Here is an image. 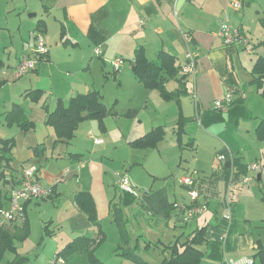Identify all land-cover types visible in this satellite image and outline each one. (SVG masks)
<instances>
[{
  "label": "crops",
  "instance_id": "1",
  "mask_svg": "<svg viewBox=\"0 0 264 264\" xmlns=\"http://www.w3.org/2000/svg\"><path fill=\"white\" fill-rule=\"evenodd\" d=\"M231 1L236 2L237 0H9L8 4L11 3L10 8H12L10 10V15L14 17L17 16L19 18V24L17 25L18 27L16 30L19 32L18 36L20 40L23 39L22 33L20 32L22 25L24 27L28 26L26 30L27 35L32 30L30 28L32 23H28L27 21L25 22V19H21V14L23 12L28 14L30 18H33V25H35L33 33L36 34L40 31L45 39L46 45L48 46V54L45 57L46 62L48 63L47 66L49 68H53L60 60L64 59L60 57V53H65L67 55L65 58L71 59L72 61V64L65 69V72L69 73L65 76L72 80V76L75 75L73 81L74 83L69 85V89L66 87L67 91L64 94L63 92H59V97L56 99L53 108L45 106L46 113L44 121L47 113L52 112L55 109L58 101L67 105L71 98L91 91L99 92L102 95V100L104 99V94H102L103 88L95 86V80H93V78H87L84 75L81 78L78 75L79 70L73 72V69L78 64L84 65L87 63L89 67L94 64H100V71H102L104 79L103 83L105 84L106 78H108L106 72V63H108L107 60L112 61L119 58L125 62V64H128V66H122L121 69L119 68V71H117L118 73L115 75V81H118L120 85L123 84L124 81L129 78V75L133 73L132 63L138 51H141L148 61L156 64L159 63V53L164 52L174 58V66L179 69L174 78L164 75L167 78L164 81L163 86L165 90L173 96L170 100H165L158 90L146 89L137 80L141 87L135 88L134 93H137L138 98L142 97V99H144V102H142L144 103V106L128 107L122 112V110L115 108V104H112L111 107H107L104 104L108 109V113L102 119V122L99 123L97 120H85L81 122L75 131L74 137L68 145H54V141L56 139L55 134L53 129L49 127L51 131H48V135L53 137L52 147L48 148L45 140L40 136L35 135V137L27 141L28 155L26 159L19 158L22 160L19 165L13 164V161L18 158V155L14 152L13 148V161L10 166L13 170L11 173L15 181L21 180V171L25 160H38L33 155L34 147H39L41 154L38 163L41 164V162L53 160L52 162L50 161V163H54L55 165L54 170H52L49 167L47 168L45 165L41 168V165L37 164L39 168V181L42 186L45 189L50 190L51 193L44 199L41 198L37 201L28 203L26 205V214L27 209L32 204L39 205V203L46 200L54 202L64 197L67 191L66 185L68 183H72L74 185L70 193L71 198L65 197L67 201L63 204V206H59L58 208L56 207L55 212L57 214L59 213L60 217L66 218L70 222L78 219L79 222L82 223L83 228L76 229L79 230L76 231L78 232L77 236L83 235L96 239L99 237L98 231L101 230L104 233L97 214L96 216L98 224L101 228L100 230L97 226L89 222L86 216L78 210L76 197L79 193H88V195L92 198L95 210L97 209L96 199L92 190V183L96 171V162L99 158L97 155L94 158L92 156L96 150L101 156L106 155V134H108L111 129L116 128L115 130H117L122 137V144L130 148L132 147L129 145V142L144 137L158 127L163 129L164 137L162 141L157 144V147L164 141L166 134L165 126L164 124L162 125L164 120H161V125H159V123L157 126H153L154 122L150 116L153 114L149 111L148 104L150 99L154 98L153 92L158 95L160 100L163 102V105L168 103L174 104L175 111L172 114L171 121L176 125V127L178 126V130L180 128L182 129L179 136L180 142L177 141V128L173 129V133H175V142L177 148L180 150L185 149L192 151L196 149V137L198 132L192 129L194 125L192 124L194 118L197 120L200 127H203L207 131H212L220 137H224L223 134L228 131L229 126L231 127L232 133H234L233 136L235 137V135L239 133L241 125L244 126L246 131L243 135L251 137L252 127L255 125V120L258 119L260 114L258 113L259 111L252 106V102L249 97L243 94L245 85L242 83V80L235 69L234 61L232 60L234 59V56L240 46L234 45L231 47H224L220 39L217 37L219 19L222 16H227L232 25L239 27L244 35H247L244 30V24L246 22L245 18L239 15L240 10L236 11L232 8L230 5ZM8 25L9 24L2 25L0 31L7 32L9 34L14 33ZM53 28L54 33L51 35L50 33L51 30L53 31ZM6 44L9 43L6 42ZM30 46L31 44L27 43V49ZM8 47L9 46L5 45L0 49L1 52L6 53V56L10 57L12 54L11 49L14 47ZM188 49L194 51L197 56L194 79L190 76L183 75L180 71L181 66L184 64L185 53ZM96 51H99V53H96ZM23 56L30 60L34 59L32 51L31 53L27 51V55L23 54ZM20 59L21 58H18V61H20ZM18 61L17 64L11 68L9 64H7L5 60L0 57V72L3 71V73H5L4 77L0 79V88L4 85L5 81H11L13 78L18 80L20 79L19 84H24V87H27V84L29 85L32 83L34 76L39 74L41 66L39 63L42 61H38V64H36L38 65V68L35 67V69L28 72L26 75L18 78L15 74V69L19 63ZM60 63H62V61ZM58 67L60 69L64 68L62 65H59ZM30 73H32V77H29ZM26 80L28 81L27 84H25ZM34 80H36V78H34ZM61 85V83H57L55 86L60 87ZM55 86L50 84V88L52 90ZM36 90L43 93L42 96L38 98L36 103L38 104L42 101L41 103H43L44 106V97L46 96L43 89L25 88V91L21 94V96L26 99V95ZM225 91L232 93L234 100L237 99V102L234 101V103L228 106L224 111L215 110L213 107L214 101L221 98ZM191 101L194 103L192 110L190 105ZM4 103H6V100ZM12 104L19 106L23 110L27 119H29L26 111L21 105L16 104V102H13ZM13 105L9 111L0 112V139L13 138L15 140L14 136L8 135L5 121V117L11 112ZM131 105L132 104H130V106ZM155 112L158 114L162 112V110L157 112V109H154V113ZM192 112L193 115L191 114ZM253 115L254 119L250 117ZM115 116L120 118L119 120H122L121 126L117 124ZM29 120L34 122L32 118ZM82 124H84V129H89L88 131L91 130L95 133V135H97L98 138L95 139L102 141V143L99 144L94 141L92 142V145L90 146L91 150L89 151V156H91L92 161L91 159L89 160L91 161L89 165H85V158L84 162H82L84 156L83 149L78 147L72 148L71 146L73 141H75L76 134ZM190 127L193 132L190 131ZM89 133L91 132H88V137ZM255 137L259 142H262L260 145L264 144V139H259L257 133H255ZM232 143V141L228 140L227 144L224 143L222 148L216 151V155H219L220 153L228 151L227 148L231 150L233 157L231 163H220L221 166L219 165V168L217 167L218 169H212L210 171L207 170L205 166H202L204 167L202 171L205 170L203 171L202 176L200 174L196 179H194L195 188L199 193L197 203L206 204L207 206V211L203 215L190 221L188 224L182 220V214L175 209L171 210L168 218H164L159 214L156 215V217L173 223L174 228L177 226L180 227L181 225L188 226L192 224L193 227L188 229V231L183 230L179 234H182L181 240L195 230L206 228L204 239L217 245L222 231L223 220L222 216L220 218L218 217V209L220 210V206L214 207V204L217 199L219 188L222 186H226V188H228L230 185L231 193L235 192V194H232L231 196L233 223L226 243L227 250H225V257L234 260L242 258L251 259L256 249L255 243L257 239L247 224L251 220L244 218L247 216L249 207L243 212L241 199L253 196L257 200L259 192L255 190H245L244 187L246 184H244L242 180L246 176L250 179L254 178L257 181H261L264 174L252 172L247 173L245 171V166L248 165V163L244 160V156H242L241 153L239 154V151H237L236 154L233 153L234 151L227 147L230 146L235 148ZM74 154L77 155V157L72 156ZM63 158H68L67 160L74 161L76 164H69L66 166L65 163L60 162ZM256 160H259V162L264 165V151H262L261 158ZM225 165H228V171L224 169ZM63 168L65 171L61 172ZM207 171H209V173H206ZM66 172L67 177L64 180L65 182L61 184L56 183V176H61ZM230 172L233 173V180L231 183L229 181ZM78 173L82 175L81 180L80 178L78 179ZM7 174L10 175L9 172ZM183 175L188 174L184 173ZM8 187L9 185L0 184V192L2 194L5 193ZM185 188L189 190L187 187ZM236 188H240V190L237 192L234 191ZM158 190L164 191L166 199L169 202L166 191L167 189L158 188L157 190L151 191L153 193ZM124 195L130 200L128 195ZM2 203H5L6 205L4 200H2ZM169 203L179 204L177 200ZM192 204V201H189V203H182V205L185 206H191ZM112 206H117L121 209L123 218L125 222H127L123 209L119 205ZM66 207L69 208L66 210ZM249 209H252V207ZM253 209V211H255L254 215L259 216L261 219L260 221L264 223V194H261L258 206H253ZM221 211L223 212V208ZM79 222L77 221L76 227H78ZM51 224L52 222L49 223V225ZM46 228L47 233L50 236L51 234L48 227ZM91 228L92 231L89 232ZM258 240L260 241V239ZM131 241L132 237L130 236V244ZM147 245L150 246V243L147 242ZM164 246L167 245H163V247ZM145 248H147V246H145ZM220 253H222V248H220ZM160 256L162 259L161 254ZM209 260L215 264H219L212 257H209ZM255 262L256 260H254V264Z\"/></svg>",
  "mask_w": 264,
  "mask_h": 264
},
{
  "label": "rangeland",
  "instance_id": "2",
  "mask_svg": "<svg viewBox=\"0 0 264 264\" xmlns=\"http://www.w3.org/2000/svg\"><path fill=\"white\" fill-rule=\"evenodd\" d=\"M8 2L9 0H0V28L2 25L9 24V28H11V31H14V33L9 34L7 32L0 31V48L5 45L9 46L8 48H14L11 49L12 54L10 57L6 56V53L1 52L0 49V57L4 59L11 68H13L17 64L18 58L24 57L23 54L27 55V51H29V53H31V51L33 52L35 44L33 29L35 25H33V18H30L28 14L22 12L21 19H25V22L27 21L28 23H32L30 27L32 30L27 35L26 30L28 26L24 27L22 25L20 32L22 33L23 39L20 40L18 36L19 32L16 30L18 27L17 25L19 24V18L17 16L14 17L10 15V10L12 8H10L11 3L8 4ZM237 2L242 4L239 15H241V17L243 16L246 21L244 24V30L246 31V37L248 36L247 38L250 42L249 49L251 52L247 53L245 49L238 45L240 48H238L237 53L232 60L234 61L235 69L237 70L242 83L245 85L243 94L249 97L252 102V106L255 107L260 114L258 119L255 120V125L252 127L251 137L243 135L246 131L244 126L241 124L239 128L240 131L237 135H235V137L233 136L234 133H232L230 126L228 127V131L223 134L224 137H220L212 131H207L203 127H200L197 120L194 118L192 122V124H194L192 129L198 132L196 137V149L192 151L185 149L180 150L177 148L175 133H173V129L177 128L178 130V126L176 127V125L171 121L172 114L175 111L174 104L168 103L163 105V102L160 100L158 95L153 92L154 98L150 99L148 104L149 111L153 114L150 116L154 122L153 126H157L159 123V125H161V120H164L162 123V125L164 124L165 126L166 133L164 141L159 144L158 147L156 145L154 148H148L146 150H135L122 144L121 135L117 130H115L116 128H113L108 134H106V155L101 156L96 150L92 156L94 158L97 155L99 158L96 162V171L93 177L92 190L97 204L96 214L99 217V222L105 233L104 242L96 250L97 257L103 262L107 264H135L131 261L123 260L116 255V250L120 243V237L117 227L113 222L111 212L112 205H119L123 209L125 219L127 221L126 228L132 237L130 247L133 250H136L140 257L148 264H159L161 260L160 250L163 248V245H171L176 236L183 230L188 231V229L193 227L191 224L188 226L181 225L180 227L177 226L174 228L173 223L169 221L167 222V220L164 219H159L147 212L140 205L138 197L130 198V200L129 198H126L124 192L119 188L120 178L118 174L128 177L130 182L135 186L138 196H140L144 190L166 188L169 202L177 200L179 204H182L183 202L189 203L190 201L189 191L180 183L182 177L192 176L196 179L198 175L201 174L202 176L203 171H205H202L204 168L202 166H205L209 171L212 169H218L220 162L218 161L216 151L221 149L224 143L227 144L228 140L232 141V144L235 146V148L227 146L234 151L233 153L236 154L237 151H239V154L241 153L242 156H244V160L248 164L257 163L258 165L263 166V164L256 159L261 158L262 151H264V144L260 145L262 142H259L256 139L255 133L259 120L264 118V98L258 92L257 84L253 81L251 82V80L252 74L254 73L253 65L258 57H264V44H260L264 41V0H237ZM53 33L54 28L53 31L51 30L50 34L52 35ZM6 42L9 44H6ZM27 43L31 44L28 49ZM59 55L64 59L60 60L53 68H49L47 66L48 63L46 62V58L39 60L42 61L39 63V65L41 64L39 74L34 76L36 80L33 78L32 83L29 85L26 80L25 84H27V87H24V84H19L20 79L18 80L15 78L11 81H5L4 85L1 82L3 86L0 88V112L9 111L13 105L12 103L16 102V104H19L24 108L28 118H32L34 120V130L27 133H24L16 126L7 127L6 129L8 135L14 136L15 138L14 152L18 155V158L13 161V164L15 165H19L22 161L19 158L26 159L28 155L27 141L35 137V135L44 139L48 148L52 147L53 137L48 135V131H51V129L44 124V116L46 113L45 106L53 108L56 99L59 97V92H63L64 94L67 91L66 87L69 89V85L74 83L73 81L75 78V75L72 76V80L65 76L66 74H69L65 72V69L72 64L71 59L65 58L67 56L65 53H60ZM61 61L62 63H60ZM107 61L106 72L108 78H106L105 84L103 83L104 79L102 71H100V64H94L90 67L87 63L84 65L78 64L73 69V72L79 70L78 75L81 78L83 75L87 78H93V80H95V86L103 88V102L107 107H111L112 104H115V108H118L123 112V110L128 107L144 106V103H142L144 102V99H142V97L138 98L137 93H134V89L141 86L138 84L134 75H132L133 73L129 75V78L125 80L123 84L120 85L118 81H115V75L118 72L115 71L112 65L114 60ZM122 64L124 65H121V67L128 66L125 62H122ZM59 65L64 66V68L60 69L58 67ZM36 68H38V65H36ZM4 74L5 73H3V71L0 72V79L4 77ZM31 75L32 73L29 74V77H32ZM57 83H61L62 85L57 87L55 86ZM50 84L55 86V88L53 87V90L50 88ZM25 88L43 89L46 96L44 97V106L43 103H41L42 101L37 104L36 101L31 100L29 96H26V99H24L21 94H23ZM5 100L7 104L4 103ZM130 104L132 105L130 106ZM193 104V101H191V110ZM154 109H157V112L162 110V112L158 114L156 112L154 113ZM191 114L193 115V112ZM250 117L254 119V115ZM115 119L117 124L121 126L122 120H119L120 118L117 116H115ZM83 125L84 124L80 126L76 134L75 141H73L71 146L72 148L78 147L83 149L84 156L82 162H84L85 158V165H89L92 161L91 156H89V151L91 150L90 146L92 145L93 139L88 137V132H91L95 138L98 137L91 130L88 131L89 129H84ZM192 129L190 127L191 132H193ZM227 150L232 154L231 150L228 148ZM67 159L68 158H63L65 161L60 160V162L65 163L66 166L69 164H76L74 161H69ZM90 159L91 161H89ZM50 161L52 162L53 160L41 162L40 164L36 160H25L23 165L26 167L30 163H34L40 164L41 168L45 165L47 168L49 167L54 170L55 165L54 163H50ZM64 171L65 170L63 168L61 172ZM209 171L206 173H209ZM184 173L188 175H183ZM57 176L56 179L60 177V175L58 177ZM78 176V179L80 178L81 180L82 175L78 173ZM64 182L65 181L58 183L61 184ZM73 185L74 184L72 183H68L66 185L67 191L61 199L54 202L46 200L39 203V205L32 204L27 209L28 221L31 227L30 234L23 243L17 244L18 256L26 258L23 264L50 263L54 259L55 255L59 254L66 244L78 235V232L76 231L79 230L76 229L83 228L82 223H80L78 219L70 222L66 218L60 217L59 213L57 214L55 212L56 207L58 208L59 206H63V204L67 201L65 197L71 198L70 193ZM244 188L247 191L255 190L260 193H258L257 200L253 196L241 199V206L243 207V212L246 208L252 207V209L248 208L247 216L244 218L251 220L247 224L255 234L256 239H260V243L264 245V223L260 221L261 219L259 216L254 215L255 211H253V206H258L261 194H264V176L261 181L251 178V181L246 184ZM238 190H240V188H236L234 191L237 192ZM225 192L226 186L219 188L217 199L214 204V207L220 206V210L218 209L219 218L223 215V212L221 211L222 205L220 203L225 196ZM232 194L234 195L235 192L231 193L230 191V197ZM68 208L69 207H66V210ZM1 219L2 218H0V221ZM77 221L79 222L78 227H76ZM51 222L52 224L49 225ZM45 227H48L51 234L50 236L45 234ZM91 231L92 228L89 232ZM147 242L150 243V246L145 248V246H147ZM15 257L16 256L14 254H6L3 263L5 261L12 260ZM58 259L60 260V258ZM200 264L215 263L210 261L208 257H205ZM255 264L260 263L256 260Z\"/></svg>",
  "mask_w": 264,
  "mask_h": 264
},
{
  "label": "trees",
  "instance_id": "3",
  "mask_svg": "<svg viewBox=\"0 0 264 264\" xmlns=\"http://www.w3.org/2000/svg\"><path fill=\"white\" fill-rule=\"evenodd\" d=\"M260 44H264V41ZM158 56L159 63L156 64L148 61L144 54L141 51H138L132 63V72L135 78L146 89L158 90L165 100H170L173 96L165 90L163 83L167 77L174 78L179 69L174 66V58L172 56L164 52H160ZM253 71L254 73L252 74L251 82L253 81L257 84V90L264 98L263 56L257 58L253 65ZM164 75H167V77ZM42 94L41 91L36 90L26 96H29L33 101H37ZM230 94L233 97V94ZM234 101L237 102V99L234 100L233 97L230 105L233 104ZM107 113L108 109L103 103L102 95L97 91H91L71 98L67 105L58 101L55 109L52 112L47 113L44 124L51 127L54 131L56 138L54 145H68L81 122L85 120H97L101 123ZM5 121L7 127L15 125L24 133L33 131L34 129L33 122L27 119L23 110L17 105L13 106L11 112L5 117ZM181 132V128L176 132L178 142H180L179 136ZM256 133L259 139H264V118L259 121ZM163 137L164 131L161 127H158L144 137L129 142V145L134 149L154 148L160 141H162ZM14 146L15 140L13 138L0 139V184L9 185L7 188L8 190L6 189L5 193L2 194L0 192V210L7 208L9 191L20 183V181H15L13 179L11 173L13 170L10 165L13 161L12 150ZM33 155L38 159L37 162H39V158L41 157L39 147L33 148ZM72 156L77 157L75 154ZM32 164L37 166V164ZM24 168L25 166L22 167V170ZM228 168V165L224 166L226 171H228ZM37 169L39 171L38 166ZM8 172L10 175L7 174ZM126 195L130 198H134L129 194ZM2 200L6 202V205L5 203H2ZM33 201L34 200L24 203L22 206L21 218H14L7 221L0 215V218H2L0 223V264L3 263L6 254H14L16 257L10 261H5L3 264H23L25 262L26 258L19 257L17 254V244L23 243L30 234V224L26 214V205ZM139 202L140 205L150 214L155 216L159 214L164 218H168L171 210L174 209V204L167 201L166 195L162 190L153 193L151 190H148V193L142 195ZM76 203L78 210L86 216L89 222L97 226L100 230L101 228L98 224L95 206L88 193H79L76 197ZM111 212L113 222L117 227L120 237V243L116 255L123 260L131 261L135 264H148L140 257L136 250L129 247L130 235L127 231L126 222L123 218L121 209L117 206H112ZM205 230L206 228L195 230L191 234L185 236L183 240H181L182 234L177 236L176 240L171 245L164 246L161 249L160 254L162 255V259L159 264H200L205 257H212L219 264H225L222 259V253H220V241L216 245L204 239ZM44 232L46 235H49L46 227L44 228ZM98 232L99 237L96 239L83 235L74 237L66 244L59 254L55 255V257L62 259L63 264H107L95 254L96 249L102 244L105 237L101 230ZM255 244L256 249L251 259L253 263L254 260H257L260 264H264V245H262L259 240H257ZM148 246L149 245H147V247Z\"/></svg>",
  "mask_w": 264,
  "mask_h": 264
},
{
  "label": "built area",
  "instance_id": "4",
  "mask_svg": "<svg viewBox=\"0 0 264 264\" xmlns=\"http://www.w3.org/2000/svg\"><path fill=\"white\" fill-rule=\"evenodd\" d=\"M230 5L236 11L241 10L242 5L239 2L231 1ZM35 44L33 49L34 59L30 60L27 57H22L15 69V74L18 78L26 75L28 72L35 69L37 61L42 60L48 54V48L45 42L43 35L40 32L34 34ZM217 37L220 39L222 45L224 47H231L234 45H240L250 53L249 49V41L247 37L244 35L242 30L239 27H236L231 24L227 16H222L219 19V28L217 32ZM99 53V51H96ZM122 60L117 58L113 61L112 65L115 71H118L122 65ZM196 63L197 56L194 51L188 49L184 56V64L181 66V72L190 76L194 79L196 73ZM232 95L230 92L225 91L223 96L214 101V109L219 111H224L232 102ZM89 137L93 139V141L97 144L101 143V140L95 139L91 133H89ZM233 157L229 151H225L224 153H220L218 155V161L220 163L226 164L228 162H232ZM231 171V169H230ZM245 171L247 173H262L264 174V165H258L257 163L248 164L245 166ZM120 178V190L126 194H129L133 197H138L141 199L142 195L147 194L148 190H144L140 196H138L137 191L133 183L130 182L127 176L118 174ZM67 177V172L62 174L58 179H56V183L63 182ZM230 183L233 180V173L230 172L229 176ZM251 181L250 178L244 177L242 182L244 184H248ZM182 186L187 187L189 190L190 201L193 202L191 206H185L180 204H174V209L182 214V220L185 223H188L201 215H203L207 211L206 204H198L199 193L195 188V181L192 176L190 177H182L180 180ZM230 185L226 188L225 196L221 200V205L223 208L222 215V231L220 234V243L222 248L223 261L225 264H254L252 259L250 258H242V259H228L225 257L226 243L230 233V229L233 223V211H232V201L230 197ZM50 194L48 189H45L42 184L39 182L38 178V169L36 165H28L22 170L21 180L18 186L12 188L9 191V205L7 208H3L0 210V215L4 220L10 221L14 218L22 217V209L23 205L27 201L37 200L40 198H46ZM63 264L62 259H58L54 257V259L48 264Z\"/></svg>",
  "mask_w": 264,
  "mask_h": 264
},
{
  "label": "water",
  "instance_id": "5",
  "mask_svg": "<svg viewBox=\"0 0 264 264\" xmlns=\"http://www.w3.org/2000/svg\"><path fill=\"white\" fill-rule=\"evenodd\" d=\"M259 178V177H258Z\"/></svg>",
  "mask_w": 264,
  "mask_h": 264
}]
</instances>
